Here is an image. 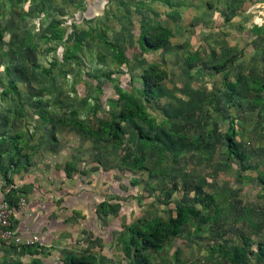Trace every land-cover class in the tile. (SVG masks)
I'll return each instance as SVG.
<instances>
[{
  "label": "rangeland",
  "instance_id": "rangeland-1",
  "mask_svg": "<svg viewBox=\"0 0 264 264\" xmlns=\"http://www.w3.org/2000/svg\"><path fill=\"white\" fill-rule=\"evenodd\" d=\"M238 1L0 0V148L67 150L66 176L98 207L109 193L128 264H264V54ZM178 207L207 221L134 259L135 230Z\"/></svg>",
  "mask_w": 264,
  "mask_h": 264
},
{
  "label": "crops",
  "instance_id": "crops-1",
  "mask_svg": "<svg viewBox=\"0 0 264 264\" xmlns=\"http://www.w3.org/2000/svg\"><path fill=\"white\" fill-rule=\"evenodd\" d=\"M239 6L254 23L255 39L246 50L256 62L264 54V0H242ZM18 150L5 144L0 148V196L13 204L21 196L27 199L24 211L14 215L13 227L23 239L38 236L39 243L5 248L0 242V264H128L109 193L100 196L103 205L98 207L97 189L78 188L66 176L61 163L67 150L46 144L37 145L35 153Z\"/></svg>",
  "mask_w": 264,
  "mask_h": 264
},
{
  "label": "trees",
  "instance_id": "trees-1",
  "mask_svg": "<svg viewBox=\"0 0 264 264\" xmlns=\"http://www.w3.org/2000/svg\"><path fill=\"white\" fill-rule=\"evenodd\" d=\"M159 71L153 66L147 68L142 73V81L144 85V91H143V97L146 101L150 102L154 98V91L153 88L158 83V79L160 77ZM228 87L231 88V90L234 88V84H228ZM132 105L129 106V108ZM137 108L138 106H132ZM127 116H130L127 115ZM125 116L123 114H120L119 117L112 116V127H113V133H112V139L118 140L119 133H120V121L124 120ZM110 124V125H111ZM77 127L80 131H82L84 134L87 135H97L98 132H91L89 129L85 128L81 123L77 122ZM226 141H227V151L228 156L232 157L234 159L240 160V152L238 150V144L235 140L234 133L230 132L226 135ZM19 153V150L17 151ZM6 197V196H5ZM8 200L9 198L6 197ZM9 202L14 205L10 200ZM191 218L197 219L201 222H206L207 219L201 214L199 210H195L193 208L189 207H178L175 210V216L170 217L169 221L163 222L159 220H153V222L148 223L145 227L147 231L142 232V229L137 228L135 230V234H133L130 238V243H132L134 247V259L138 258L139 254L146 249L149 248H160L163 241L168 237H175L178 235L179 230L181 227L186 225ZM136 239H140V242H137ZM136 240V242H135ZM127 247V246H126ZM123 247V251L125 255L128 257V247Z\"/></svg>",
  "mask_w": 264,
  "mask_h": 264
},
{
  "label": "built area",
  "instance_id": "built-area-1",
  "mask_svg": "<svg viewBox=\"0 0 264 264\" xmlns=\"http://www.w3.org/2000/svg\"><path fill=\"white\" fill-rule=\"evenodd\" d=\"M10 190L7 189L5 194ZM27 206V199L24 196L18 198L16 203L12 205L5 196H0V242L5 248L26 247L32 248L39 243L38 236L23 239L17 234L13 227V217L21 214Z\"/></svg>",
  "mask_w": 264,
  "mask_h": 264
}]
</instances>
